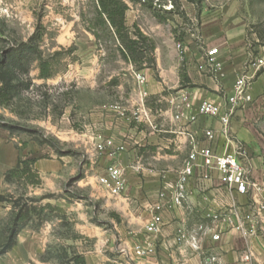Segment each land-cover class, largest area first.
<instances>
[{"label":"crops","instance_id":"1","mask_svg":"<svg viewBox=\"0 0 264 264\" xmlns=\"http://www.w3.org/2000/svg\"><path fill=\"white\" fill-rule=\"evenodd\" d=\"M153 39L155 64L151 69L138 71L146 79L143 90L147 97L136 96L133 122L128 117L118 118L93 106L87 140L81 145L91 164L89 170L98 177L111 165L122 170L124 191L113 196L97 184V176H92L77 187L85 192L84 198L94 205L93 209L71 198L48 203L72 216V229L82 237L74 241V245L81 250L86 264H207L210 257L215 258L213 264H264V211L255 219V235L247 239L227 223L212 218L216 215L233 219L235 212H253L264 199V67L257 70L246 65L249 53L232 33L204 37V48L187 40L183 61L178 58L171 35ZM211 48L218 49L216 62L220 69L217 74L198 69L205 50ZM156 75L159 79L154 78ZM243 75L251 82V102L236 108L231 118L228 149L239 151L253 190L239 195L222 186L215 173L209 179H201L195 172L188 185L187 200L180 208L163 210L159 230H149L152 208L160 203V189L170 191L175 185L191 148L190 139L198 146H208L204 137L208 129L219 137V124L199 115L198 107L203 102L222 106ZM183 96L187 98L188 107L181 100ZM150 98L165 101L166 109L152 113L145 105ZM177 114L180 116L176 120ZM156 118L160 121H154ZM95 138L110 139L113 148L97 151ZM120 146L123 149L116 151ZM212 147L220 153L225 142L219 137ZM51 151L46 144L39 146L33 141L21 145L8 131L0 129V192L5 187L4 175L16 167L20 158H35L34 169L41 185L31 189L34 195L62 194L78 168L68 155L53 153L49 159L42 158ZM179 154L183 158H178ZM49 229V225H44L37 230L28 226L20 230L7 255L10 264H35L34 259L51 238ZM194 232L198 234V250H193L189 242ZM215 233L220 236L218 241L211 240ZM85 244L88 247L85 248ZM113 248L115 255H107ZM137 250L145 254L137 256ZM246 254H250L249 262L243 260Z\"/></svg>","mask_w":264,"mask_h":264},{"label":"rangeland","instance_id":"2","mask_svg":"<svg viewBox=\"0 0 264 264\" xmlns=\"http://www.w3.org/2000/svg\"><path fill=\"white\" fill-rule=\"evenodd\" d=\"M128 4L126 26L136 25L153 42V38L171 35L176 51L178 44L185 48L187 40L204 48V37L232 33L249 53L246 65L257 70L264 67V0H137ZM93 17L92 0H0V59L34 34L39 35L36 51L27 54L20 69L0 68V86L11 88L10 101L0 106V129L21 145L30 141L46 144L52 151L43 159L53 153L68 155L78 168L58 195L35 196L31 191L35 187L22 180L4 181L0 192L6 200L0 202V264H10L7 255L12 250L11 233L23 224L34 230L50 226L51 238L34 259L35 264H72L73 253L82 255L74 245L73 237L79 235L72 229V216L43 207L71 198L93 209L94 205L84 198L85 192L77 187L87 177L97 176L89 170L91 164L81 146L87 140L91 109L94 106L133 122L135 100L145 98V84H138V71L121 59L117 44L105 38L97 41L87 30ZM177 55L179 58L178 51ZM38 56L48 62L51 78H39ZM259 61L263 65L257 67ZM154 78L159 79L157 75ZM130 103L134 105L130 107ZM145 105L155 114L164 111L167 103L150 98ZM121 112L124 117H120ZM25 211L28 221L16 222L17 215ZM106 254L113 257L115 248Z\"/></svg>","mask_w":264,"mask_h":264},{"label":"built area","instance_id":"3","mask_svg":"<svg viewBox=\"0 0 264 264\" xmlns=\"http://www.w3.org/2000/svg\"><path fill=\"white\" fill-rule=\"evenodd\" d=\"M176 49L179 53L180 61L184 59V48L182 44H178ZM218 55L217 48L206 49L204 52V58L202 63L198 66L199 71L206 73L217 74L219 72V66L216 62V56ZM263 65L262 61L256 64L257 67ZM136 80L139 85L145 84V77L139 72L135 74ZM250 80L245 75L241 76L233 87V93L226 98L225 103L221 105L211 104L203 102L198 107V113L201 116L215 120L219 126V137L225 142L224 150L218 153L213 149L212 144L218 140L216 132L212 129H208L204 132L206 142L208 146H198L193 139L191 140V148L187 157L183 162L181 171L178 173L175 185L170 191L167 189H160L159 199L160 203L156 204L152 208V222L149 225V230L157 232L161 224V213L163 210L172 211L175 208H180L187 200L188 185L190 180L195 176V172H198L199 178L209 179L212 174L217 175V179L220 184L227 188L231 192H235L239 195H247L253 190L254 185L249 182L244 167L239 159V151H230L228 145L231 143V136L229 132V125L232 116L236 108L242 107L244 104L251 102V96L249 95ZM143 97L147 96L146 92L142 93ZM182 102L186 107L187 98L183 96ZM120 117H124V113L121 112ZM96 150L104 152L106 149H112L113 143L110 139L96 138ZM122 146L116 148V151H121ZM99 185L106 188L113 196L120 195L125 187L126 183L123 178L122 170L115 165H111L106 168L105 175L99 178ZM168 195H167V194ZM168 196V197H167ZM264 211V199H262L253 212L239 214L233 213V219L220 218L219 216H213V220H218L221 223H227L231 229L236 230L245 239L255 235V219L260 213ZM201 229V228H200ZM200 229L197 231L199 232ZM202 231V230H201ZM197 232L193 233V236L189 239L190 246L193 250H198V238ZM203 232V231H202ZM205 233H210V230H204ZM220 238L218 233L211 235L212 241H218ZM137 256H143L145 254L142 250H137ZM244 262L250 261V254H246L243 257ZM215 262L214 257L208 259L207 264H213Z\"/></svg>","mask_w":264,"mask_h":264},{"label":"trees","instance_id":"4","mask_svg":"<svg viewBox=\"0 0 264 264\" xmlns=\"http://www.w3.org/2000/svg\"><path fill=\"white\" fill-rule=\"evenodd\" d=\"M128 2L136 3L137 0H92L94 5V17L92 21L88 23L89 26L87 30L97 41L104 38L113 40L117 44L116 49L121 59L132 65L135 71L153 68L155 64L154 42L145 36L136 25H133L131 28L126 26L125 14L129 10ZM38 39L39 35L34 34L27 43L20 45L17 50L4 54L0 59V68L9 66L20 69L23 65V59L27 54L36 51L35 41ZM37 61L40 71L39 78H51L52 73L48 62L42 60L39 56L37 57ZM181 78L183 81V75H181ZM10 89L3 84L0 86V106L5 107L10 101ZM36 161L35 158H20L16 167L6 172L4 181L8 182V180L11 179L18 181L22 180L28 186L39 187L41 185V180L34 169ZM5 201L6 200L0 196V202ZM43 208L63 213L61 209L52 207L50 204H46ZM28 214L27 211L19 213L16 217V222L25 223L28 221ZM25 227H27V224H23L20 228H15L12 231L11 239L13 243L9 246V249L15 245L17 234ZM81 238L82 237L75 235L73 240ZM70 263L86 264L84 257L77 253H73Z\"/></svg>","mask_w":264,"mask_h":264}]
</instances>
